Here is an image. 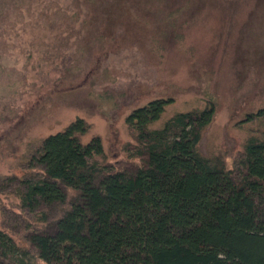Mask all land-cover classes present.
<instances>
[{
  "label": "rangeland",
  "instance_id": "374dc122",
  "mask_svg": "<svg viewBox=\"0 0 264 264\" xmlns=\"http://www.w3.org/2000/svg\"><path fill=\"white\" fill-rule=\"evenodd\" d=\"M16 1L6 0L7 19L0 22V115H7L0 118L4 228L22 233L27 224L11 194L23 191V184L3 174L16 170L21 155L25 161L44 136L77 118L65 135L47 140L44 157H34L32 167H53L73 134L82 143L99 137L86 147V153L95 152L92 158L118 159L133 145L136 130L160 128L181 113L203 110L200 138L199 127L185 118L182 128L172 119L161 136L221 158L240 177L233 163L245 142L264 137V0H22L17 11ZM30 7L34 11L28 12ZM160 152L166 184L142 173L137 186L182 226L181 198L198 193L207 169L186 167L173 149ZM251 154L264 164V142ZM248 185L258 221L252 236L264 252V171H252ZM34 204L31 218L42 212ZM202 220L186 226L200 232ZM150 238L148 252L163 262L160 242ZM180 242L181 264H238L214 239L201 241L203 246ZM10 260L28 264L0 236V264Z\"/></svg>",
  "mask_w": 264,
  "mask_h": 264
},
{
  "label": "trees",
  "instance_id": "16d2710c",
  "mask_svg": "<svg viewBox=\"0 0 264 264\" xmlns=\"http://www.w3.org/2000/svg\"><path fill=\"white\" fill-rule=\"evenodd\" d=\"M5 2L0 0V22L7 19ZM22 4L20 0L14 4V9L17 11ZM32 9L28 8V12L34 11ZM3 62L0 58L1 67ZM180 115H183L181 119L170 118L160 128L144 126L136 130L133 145L127 144L124 156L108 161L92 158L94 151L86 153L91 142L99 141L98 136L82 143L79 134H73L66 138L53 167H32L34 157L38 160L44 157L47 140L65 135L79 118L44 136L29 151L25 161L21 155L22 162L16 170L12 168L3 174L23 184V191L14 190L11 194L16 199V209L25 214L21 217L27 226L22 233L11 232L0 222V236L5 237L28 264H36L37 260L51 264H181L180 240L203 246L202 242L209 239L216 240L222 252L238 264H261L264 252L252 236L258 223L253 214L256 201L248 183L252 171H264V164L251 154L254 146L264 142V137L257 140L250 137L245 142L242 154L233 163L241 169L240 177L236 178L221 158L203 156L194 145L185 149L183 142L161 136L171 122L182 128L185 118L194 128L199 127L200 138L205 123L203 110ZM5 116L2 114L0 118ZM166 149H173L188 168V164L191 169L200 164L207 169L198 193L181 198L179 213L186 218L182 226L175 224L166 212L158 210L152 196L137 186L142 173L153 174L157 181L162 178V183L166 184L156 154ZM102 150L101 146L103 154ZM193 172L198 175L197 168ZM2 194L5 195L0 190V197ZM34 203H38L42 212L31 218L29 210H34ZM44 208L52 211L45 213ZM201 217L204 230L197 232V228H187V223L190 225ZM150 237H157L160 242V251L167 256L163 262L148 252L146 241Z\"/></svg>",
  "mask_w": 264,
  "mask_h": 264
}]
</instances>
